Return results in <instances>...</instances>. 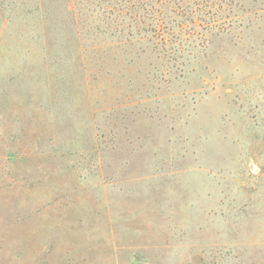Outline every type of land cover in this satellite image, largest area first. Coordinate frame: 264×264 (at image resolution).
I'll return each mask as SVG.
<instances>
[{"label": "rangeland", "instance_id": "rangeland-1", "mask_svg": "<svg viewBox=\"0 0 264 264\" xmlns=\"http://www.w3.org/2000/svg\"><path fill=\"white\" fill-rule=\"evenodd\" d=\"M174 2L0 0V264H264V0Z\"/></svg>", "mask_w": 264, "mask_h": 264}, {"label": "trees", "instance_id": "trees-1", "mask_svg": "<svg viewBox=\"0 0 264 264\" xmlns=\"http://www.w3.org/2000/svg\"><path fill=\"white\" fill-rule=\"evenodd\" d=\"M214 1L218 3L220 0H175L171 8L163 6L152 7L151 11H146L150 21L149 25L137 26L138 34L142 33V31L149 32L151 39L154 38V40H158L163 45L173 42L174 34L176 33L173 29L177 25L179 27L178 31L182 32V34L187 35L189 33L190 36L196 34L199 38L205 36L203 32H208L213 28H218V33L228 34L231 32L229 23L223 22L219 26L213 24L214 20L209 17L210 10L217 4H214ZM136 16L141 18L138 14ZM201 21L206 25L203 24L201 26L200 24L201 27H198ZM185 26L189 27L188 32L187 29L185 30Z\"/></svg>", "mask_w": 264, "mask_h": 264}]
</instances>
